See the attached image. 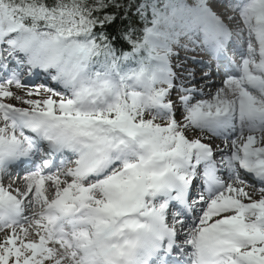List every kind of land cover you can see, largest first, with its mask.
<instances>
[{"label": "snow or ice", "instance_id": "1", "mask_svg": "<svg viewBox=\"0 0 264 264\" xmlns=\"http://www.w3.org/2000/svg\"><path fill=\"white\" fill-rule=\"evenodd\" d=\"M0 264H264V0H0Z\"/></svg>", "mask_w": 264, "mask_h": 264}, {"label": "rangeland", "instance_id": "2", "mask_svg": "<svg viewBox=\"0 0 264 264\" xmlns=\"http://www.w3.org/2000/svg\"><path fill=\"white\" fill-rule=\"evenodd\" d=\"M200 55H202L204 57L203 58H199L198 53L197 52H194V51H191V50H188V51H184L182 49L179 50V57H180V59L181 60L187 59L189 61V63H188V66L189 67L192 66L191 61H192L193 58H195V60L197 62L203 61L205 64H207L206 63V57H205L206 54L201 52ZM173 62L175 63V60ZM198 77H199V75L197 76V80H199ZM213 77H214L213 78L214 80H212V81L216 85H213L212 88H215V87L220 86L221 85V81H220L221 80V75H215ZM25 79L29 83H41V82H43V83H49V81L47 80V78L42 77V76H40V77H32L30 80H28V78H25ZM212 81H210V82H212ZM52 86L55 87V85H52ZM198 87L200 88L201 86H198ZM202 88H204V86ZM210 91H211L210 90V87L209 88H204V94H208V93H210ZM21 93H23V90L21 91ZM12 103H15V101H12ZM16 106H18V107H20V106L25 107V105H22V104H17ZM249 191H251V189H249Z\"/></svg>", "mask_w": 264, "mask_h": 264}, {"label": "bare ground", "instance_id": "3", "mask_svg": "<svg viewBox=\"0 0 264 264\" xmlns=\"http://www.w3.org/2000/svg\"><path fill=\"white\" fill-rule=\"evenodd\" d=\"M200 54H201V53H198L199 58H203L204 56H202V55H200ZM198 56H197V57H198ZM205 57H206V63H207V64H208V63H212V61L209 59L208 55H206ZM214 76H215V75H214ZM213 78H214V77H213ZM198 79H199V77H198ZM212 80H214V79H212ZM220 81H221V80H220ZM207 83H209L210 85H216V84L213 83V81H212V82L208 81ZM198 86H201L200 88H202V87L204 86V82H201L199 85H197V87H198ZM218 87H219V86H218ZM211 88H212V87H210V90H211L210 92H211V93H214V92L216 91V88H217V87L212 88V89H211ZM13 91H16V92H17L18 94H20V95H23V93H21L22 90L13 89ZM204 98H207V94L204 95ZM20 107H22V106H20ZM9 182H10V181L6 180V181H5V185H7ZM21 182H22V181H21Z\"/></svg>", "mask_w": 264, "mask_h": 264}, {"label": "trees", "instance_id": "4", "mask_svg": "<svg viewBox=\"0 0 264 264\" xmlns=\"http://www.w3.org/2000/svg\"><path fill=\"white\" fill-rule=\"evenodd\" d=\"M126 47V46H125Z\"/></svg>", "mask_w": 264, "mask_h": 264}]
</instances>
